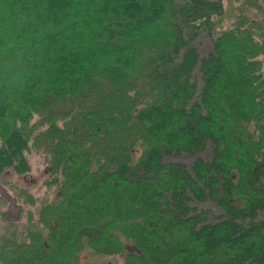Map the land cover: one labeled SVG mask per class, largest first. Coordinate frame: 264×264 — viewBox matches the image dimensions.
Here are the masks:
<instances>
[{
    "label": "trees",
    "instance_id": "trees-1",
    "mask_svg": "<svg viewBox=\"0 0 264 264\" xmlns=\"http://www.w3.org/2000/svg\"><path fill=\"white\" fill-rule=\"evenodd\" d=\"M223 1L0 0V175L56 190L0 264H264V0Z\"/></svg>",
    "mask_w": 264,
    "mask_h": 264
},
{
    "label": "rangeland",
    "instance_id": "rangeland-1",
    "mask_svg": "<svg viewBox=\"0 0 264 264\" xmlns=\"http://www.w3.org/2000/svg\"><path fill=\"white\" fill-rule=\"evenodd\" d=\"M234 9V2L231 0L223 1L222 13L217 22L218 30H227L233 27L236 16ZM194 44L201 57L212 49V43L204 33L197 36ZM193 76L194 81L200 82L198 71H195ZM206 154H201L200 156L207 158ZM27 160L30 166V171L27 174L16 175L12 172H6L0 175V212H6L8 222L17 226L25 225L29 215L36 220L38 209L44 205V201L53 200L56 194L55 188L53 186L49 188L46 184L48 171L43 155L38 152H30L27 155ZM193 160V156L180 154L168 157L166 162L183 164L190 170ZM191 206L196 207L198 211L209 210L210 222L216 221L215 217L220 213L218 208L212 203L201 204L192 202ZM260 218L263 219L264 215L261 214ZM5 224L6 222L0 218V233ZM109 260L112 259L91 256L86 253L80 255V264H103L109 262ZM112 261L118 262L117 259Z\"/></svg>",
    "mask_w": 264,
    "mask_h": 264
}]
</instances>
